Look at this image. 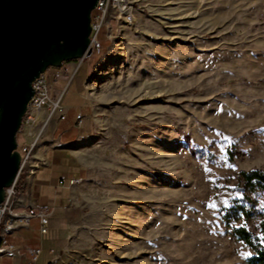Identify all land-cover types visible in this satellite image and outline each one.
I'll return each mask as SVG.
<instances>
[{
	"label": "rangeland",
	"instance_id": "obj_1",
	"mask_svg": "<svg viewBox=\"0 0 264 264\" xmlns=\"http://www.w3.org/2000/svg\"><path fill=\"white\" fill-rule=\"evenodd\" d=\"M134 2L135 24L78 72L95 67L93 167L51 264H252L224 214L253 203L255 231L264 211L243 175L264 172V0Z\"/></svg>",
	"mask_w": 264,
	"mask_h": 264
},
{
	"label": "water",
	"instance_id": "obj_2",
	"mask_svg": "<svg viewBox=\"0 0 264 264\" xmlns=\"http://www.w3.org/2000/svg\"><path fill=\"white\" fill-rule=\"evenodd\" d=\"M99 0H0V205L21 165L18 133L33 83L50 67L92 54Z\"/></svg>",
	"mask_w": 264,
	"mask_h": 264
},
{
	"label": "crops",
	"instance_id": "obj_3",
	"mask_svg": "<svg viewBox=\"0 0 264 264\" xmlns=\"http://www.w3.org/2000/svg\"><path fill=\"white\" fill-rule=\"evenodd\" d=\"M105 43L103 50L110 48V44ZM92 57L96 58L97 53L92 54L87 60ZM97 62H99L98 59ZM86 71L90 73L86 72V76L83 77L77 73L70 84L72 91L68 93L66 91L63 96L67 107V118L60 120L56 115L39 145L36 157L43 159L46 162L45 165L38 170L29 184H25L23 181V185L19 189V208L50 209L52 211L49 221L50 233L45 241V249L32 264H51L55 260L57 250L71 236L75 221L82 213L81 192L83 186L81 183L69 185V181L78 177H83L86 180L93 167L91 153L96 141L95 127H93L96 118L92 117L93 111L87 92L88 83L95 72V67L92 71L88 67ZM91 72L93 73L91 74ZM52 76L54 81V75ZM57 81L63 84V90L67 84V76L61 75L54 81V96L62 91L56 92ZM80 112L84 115L85 121L84 126L78 129L75 127V120L76 115ZM60 180H65L63 186L59 185ZM38 230L39 222L34 220L30 227L22 226L14 230L9 239L28 252L29 249L38 245ZM30 258V255L21 260L2 258L0 264H29Z\"/></svg>",
	"mask_w": 264,
	"mask_h": 264
},
{
	"label": "built area",
	"instance_id": "obj_4",
	"mask_svg": "<svg viewBox=\"0 0 264 264\" xmlns=\"http://www.w3.org/2000/svg\"><path fill=\"white\" fill-rule=\"evenodd\" d=\"M94 11L89 47L92 54L99 53L104 42L113 46L122 35L123 27L132 26L137 19V6L134 0H99ZM90 56L85 55L79 60L64 63L60 69L52 73L54 81L61 75L67 76V84L57 96L53 95L54 81H50V74L48 75L47 71L33 83L34 95L28 104L22 128L17 137V149L21 154L20 170L13 185L6 189L4 202L0 205V259L21 260L30 255L29 264H32L43 252L42 247H35L25 252L9 239L14 230L22 226L30 227L34 220L39 222L41 236L49 233L52 211L50 209L19 208V189L23 181L29 184L38 170L45 165L46 162L43 159L36 157L39 145L56 115L60 120L67 118V107L63 103V96ZM84 121V116L77 114L75 127L81 129ZM83 180L82 177L72 178L69 185L80 184ZM64 183L65 180H60L59 185L63 186Z\"/></svg>",
	"mask_w": 264,
	"mask_h": 264
},
{
	"label": "trees",
	"instance_id": "obj_5",
	"mask_svg": "<svg viewBox=\"0 0 264 264\" xmlns=\"http://www.w3.org/2000/svg\"><path fill=\"white\" fill-rule=\"evenodd\" d=\"M93 11L92 15H94ZM106 44V43H105ZM247 182L259 184L264 186V172L259 170H254L250 172H243ZM256 208L253 203L246 205L240 201L230 205L225 210L224 219L228 226L233 229L234 235L242 240L246 245H248L253 254L248 258V262L252 264H264V211L258 210V224L254 230L247 226L254 215ZM233 220L245 221V223L233 225Z\"/></svg>",
	"mask_w": 264,
	"mask_h": 264
},
{
	"label": "snow or ice",
	"instance_id": "obj_6",
	"mask_svg": "<svg viewBox=\"0 0 264 264\" xmlns=\"http://www.w3.org/2000/svg\"><path fill=\"white\" fill-rule=\"evenodd\" d=\"M214 206V205H213ZM249 255H251V254H249Z\"/></svg>",
	"mask_w": 264,
	"mask_h": 264
}]
</instances>
